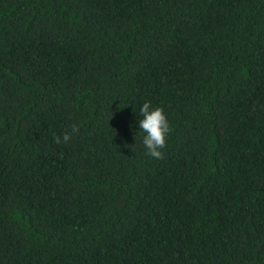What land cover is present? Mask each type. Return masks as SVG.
<instances>
[{"label":"trees","instance_id":"trees-1","mask_svg":"<svg viewBox=\"0 0 264 264\" xmlns=\"http://www.w3.org/2000/svg\"><path fill=\"white\" fill-rule=\"evenodd\" d=\"M0 264H264V0H0Z\"/></svg>","mask_w":264,"mask_h":264},{"label":"clouds","instance_id":"clouds-1","mask_svg":"<svg viewBox=\"0 0 264 264\" xmlns=\"http://www.w3.org/2000/svg\"><path fill=\"white\" fill-rule=\"evenodd\" d=\"M142 119L139 120V127L144 133L142 143L147 150L146 154L155 159H163V149L167 146V137L171 132L169 120L160 107L152 108L149 102L143 104L140 109ZM80 132V125L74 123L71 132H64L61 136H54V143L57 145L67 144L74 134Z\"/></svg>","mask_w":264,"mask_h":264}]
</instances>
